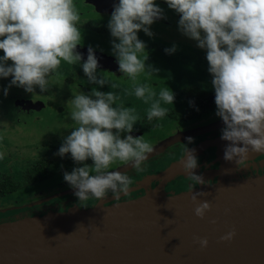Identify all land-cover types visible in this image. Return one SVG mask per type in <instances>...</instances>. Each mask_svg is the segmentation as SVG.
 Wrapping results in <instances>:
<instances>
[{"label":"clouds","instance_id":"9594fccd","mask_svg":"<svg viewBox=\"0 0 264 264\" xmlns=\"http://www.w3.org/2000/svg\"><path fill=\"white\" fill-rule=\"evenodd\" d=\"M166 3L179 14L180 32L206 50L216 115L224 123L221 139L229 142L224 159L241 165L251 152H264V0H166ZM162 18H166L164 10L155 0H119L107 25L114 38L112 52L119 71L132 81V92L128 94L149 105L146 112L149 122L163 119L169 110L162 103L173 104L175 100L174 92L168 88L157 93L149 84L138 83L142 73L150 76L159 71L146 63L147 46L138 38V32L143 30L153 36L150 26ZM79 22L74 0H0L3 51L0 78L12 77L4 90L5 96L13 85L28 93H34L37 86L42 92L47 91L50 78L59 74L62 61L79 64L83 59L77 51L82 44ZM176 50L173 45L165 52L172 54ZM81 66L89 83L118 87L107 76L98 75L99 61L91 46ZM120 100L114 91L93 88L88 94L73 93L67 102L74 127L57 155L70 153L74 162L83 163L82 167L64 173V180L76 189L74 195L79 202L90 197L101 201L109 193L119 199L121 193L129 191L133 181L124 172L110 170L112 165L131 164L137 171H143L142 164L154 151L144 136L131 135L140 117L134 107L117 104ZM192 139L189 137L188 141ZM89 158L91 165L85 163ZM180 161L193 192L196 185L205 183L203 176L194 171L198 167L195 150L187 147ZM204 194L193 192L192 196L197 202L195 215L200 218L212 207L209 200L199 202ZM172 195L169 193L170 198ZM235 235V230L230 231L221 240H232ZM197 242L201 248L209 244L207 238H198Z\"/></svg>","mask_w":264,"mask_h":264},{"label":"water","instance_id":"95a60500","mask_svg":"<svg viewBox=\"0 0 264 264\" xmlns=\"http://www.w3.org/2000/svg\"><path fill=\"white\" fill-rule=\"evenodd\" d=\"M88 2L99 12L112 13L119 0ZM88 47L77 46L85 61ZM95 54L100 68H119L113 56L98 50ZM16 103L23 109L44 105L29 98L16 99ZM222 126L218 119L179 130L154 144L149 158ZM228 143L219 135L189 147L198 158L195 173H201L204 180L217 178L192 189L205 193L199 202L212 204L204 218L195 215L197 202L190 189L164 187L178 175L186 177L180 161L184 152L160 171L134 181L128 192L145 189L139 196L115 200L108 194L101 201L1 220L0 264H264V173L238 176V163L224 159ZM259 153L251 152L246 159ZM131 168V164H120L110 170ZM156 181L160 183L149 188ZM233 230L234 239L221 240ZM198 238H207L208 246L201 248Z\"/></svg>","mask_w":264,"mask_h":264},{"label":"rangeland","instance_id":"374dc122","mask_svg":"<svg viewBox=\"0 0 264 264\" xmlns=\"http://www.w3.org/2000/svg\"><path fill=\"white\" fill-rule=\"evenodd\" d=\"M155 2L164 10L166 18L156 20L150 26L154 33L153 36H149L141 30L138 32V38L144 41L147 46L144 55L149 54V58L146 63L159 71L150 76L142 73L138 78V83L149 84L157 93L162 88H168L169 91L174 92L173 104L162 103V107L169 110L163 119H154L151 122L147 120L146 112L149 105L137 99L134 94H128L132 92V81L128 77H119L106 71L97 70L98 75L103 74L110 82L118 85L115 89H112L110 84L100 86L87 81L84 72L79 69V64L69 65L62 61L58 70L59 74H54L50 78L49 89L43 92L38 86L34 93H28L23 88L13 85L5 96L4 90L8 88L12 77L0 78V153L3 154V158H0V175L8 173L21 182L18 190L0 199V217L28 209L19 214V216H23L49 210L55 206L64 207L73 202H79L78 197L74 195L76 189L70 187L64 180V173L71 172L74 168L29 185L22 183L25 169L39 158L56 155L59 151L57 147L62 145L64 138L73 130L74 122L71 120L70 109L67 107V102L73 97V93L88 94L93 88L104 92H116L121 97L117 104L122 102L125 107H134L140 117V121L134 125L131 135L144 136V139L151 144L175 133L177 129L200 127L206 123V120L217 116L215 107L198 119H181L178 123L171 125L172 118L176 119L185 113L189 105L188 100L182 96L185 86L193 85V83L198 84L203 79L202 84L206 88L212 90L214 88L211 84L212 76L208 72L206 50L199 48L197 41L180 32L179 14L168 7L166 0H155ZM74 4L80 15L78 27L82 32V41L94 48L113 54L112 40L114 38L107 27L111 15H99L88 3V0H74ZM173 45L177 50L172 54L166 53L165 49L171 48ZM0 55H3L2 50H0ZM113 56L115 55L113 54ZM19 98L40 100L44 105L39 109H23L16 103V99ZM261 153L264 154V152ZM205 154L204 158L210 153ZM92 163V161L87 162L89 165ZM259 164L264 167V161L261 160ZM118 165L120 164H113L111 169ZM239 169V172H247L251 169H258V167L245 164ZM138 172L136 169H132L126 175L134 183L145 176L144 171H141L139 174L142 177L139 178ZM212 179L214 178L205 180ZM187 187L188 185L185 184L181 186V189ZM132 192L122 193L119 198ZM95 200L90 197L86 203ZM16 216L18 217V215Z\"/></svg>","mask_w":264,"mask_h":264},{"label":"flooded vegetation","instance_id":"af4514ba","mask_svg":"<svg viewBox=\"0 0 264 264\" xmlns=\"http://www.w3.org/2000/svg\"><path fill=\"white\" fill-rule=\"evenodd\" d=\"M89 3V2H88ZM91 6H93L94 10L99 14V15H111V13H105V12H99L96 10L95 6L92 5L91 3H89ZM79 46L83 47V46H91L93 47L92 45L90 44H86L85 41H82V44H80ZM94 48V47H93ZM95 50H98V51H101L107 55H110V56H113L112 53H109V52H106V51H103V50H100L98 48H94ZM116 59L115 56H113ZM85 60L82 59V61L79 63L80 65V70L83 71V68H82V63L84 62ZM98 70H102V71H106L108 73H112V74H115L116 76H123V73H121L119 71V68H116L114 71H110L108 69H104V68H100L98 67ZM203 80V79H202ZM201 80V82H199L198 84L196 83H193V85H189V86H185L184 89L187 87H192V88H196L198 90L201 91L200 94H198L195 98H192L190 95H188L187 93H185L183 91L182 93V96L184 98H186L189 102V105L188 107L186 108L185 110V113H183L182 115H179L178 118L174 119L172 118V120L170 121L171 125L173 124H176L178 123L181 119H184V120H189V119H195V118H200L202 115L206 114L207 112L213 110L215 107H216V104H215V93L214 94H204L202 93L203 91H208V92H213L214 90L212 89H209V88H206V86H204L202 83L203 81ZM207 83V82H206ZM204 94V95H203ZM207 95V96H206ZM192 102V103H190ZM202 107H206L207 109L206 110H202L203 108ZM200 111V112H199ZM197 113L199 112V115H197L196 117H185L187 114H190V113ZM218 119H221L220 117L216 116L215 118H211V119H208L206 120V123L202 124L203 125H206V124H209L215 120H218ZM224 126L218 128V129H215V130H212V131H209L207 133H204V134H201V135H198L196 137H193L192 139V142H189L188 140L184 141V142H177L173 145H170L169 147H167L164 151H162L161 153L147 159L146 161H144V163L142 164V168H143V171H144V175H148V174H152V173H155V172H158L160 171L161 169L165 168L166 166H168L173 160H175L176 158H178L179 156H181L182 154H184L185 152V149L188 147H191L197 143H199L200 141L202 140H205V139H210V138H214L216 136H219L221 135V130ZM191 128H195V127H191ZM191 128H188V129H191ZM181 129H177L175 131V133L177 131H179ZM182 130H186V129H182ZM174 134V133H172ZM170 134V135H172ZM158 142V141H157ZM157 142L155 143H152V146L154 144H156ZM264 161V154L261 153L260 155H257L255 158H251V159H245L243 161V163L241 165H238L237 168H236V173L238 176H248V175H254V174H262L264 173V167H261L259 162L260 161ZM245 164H250V165H255L258 167V169H251L247 172L245 171H238L240 170L239 168L242 166V165H245ZM261 167V168H260ZM134 168H131L130 170H132ZM130 170H127L125 171L124 173L126 174L128 171ZM142 171V172H143ZM141 171H139L137 174L140 177L141 174H139ZM198 174V173H197ZM201 174V173H200ZM198 174V175H200ZM216 177H214V179L212 180H205V183L204 184H207V183H212L214 181H216ZM160 182L159 181H156V182H152L149 186V188H153L155 187L156 185H158ZM181 183V184H180ZM188 185L187 188H183L181 189V186L182 185ZM189 184H190V181L188 180L187 177H184L182 174L181 175H178L177 177H175L172 181H168L164 184V187L165 189H171V190H176V191H179V190H187L189 189ZM200 185V184H198ZM198 185H196L195 187H197ZM145 192V189H141V190H138V191H133L132 193H129L127 194L126 196L122 197V198H119V199H126V198H131V197H135V196H139L141 194H143ZM115 200H118V199H115ZM86 201H82V202H73L72 204H78V205H84ZM81 203V204H80ZM89 203V202H87ZM86 203V204H87ZM71 205V204H70ZM68 206V205H67ZM66 206L62 207V206H55L53 207L52 209H62V208H65Z\"/></svg>","mask_w":264,"mask_h":264},{"label":"trees","instance_id":"16d2710c","mask_svg":"<svg viewBox=\"0 0 264 264\" xmlns=\"http://www.w3.org/2000/svg\"><path fill=\"white\" fill-rule=\"evenodd\" d=\"M183 91L185 93H187L188 95H190L192 98H195L198 94L201 93L200 90H198L196 88H192V87H188V88L186 87L185 89H183ZM202 93L208 95V94H214L215 91H213L211 93L208 91H203ZM202 108H203L202 109L203 111L207 109L206 107H202ZM199 112L187 114L185 117H187V118L188 117H196L197 115H199ZM124 135L125 134H122V138ZM60 147H61V145H59L57 147V149L59 150ZM90 161H92V160L89 158L85 163L90 162ZM82 165H83V163L77 164L76 162H74L73 159L71 158L70 153L66 154L63 157H61L60 155H57V154L56 155L55 154L48 155V156L37 159L35 162L30 164L25 169V171L23 173L22 183L29 185V184L35 183L37 181L49 178V177H51V176H53L59 172L67 171V170L73 169L75 167H81ZM20 186H21V182L17 181L11 174L4 173V174L0 175V199L7 196V194L13 193L14 191L18 190L20 188ZM45 204H48V203H45ZM45 204H42V205H45ZM85 204H86V202H85ZM42 205H38V206H42ZM35 207H37V206H35ZM29 209H31V208H29ZM27 210H23V211H20L17 213L15 212V213H12L11 215H7L4 217L2 216V217H0V221L15 218V217H17L16 215L19 216L20 213L25 212Z\"/></svg>","mask_w":264,"mask_h":264}]
</instances>
